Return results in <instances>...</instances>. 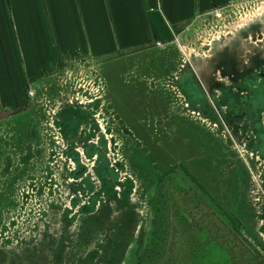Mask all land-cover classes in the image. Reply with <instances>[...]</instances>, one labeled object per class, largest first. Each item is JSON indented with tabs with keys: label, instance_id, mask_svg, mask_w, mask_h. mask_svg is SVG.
<instances>
[{
	"label": "rangeland",
	"instance_id": "rangeland-1",
	"mask_svg": "<svg viewBox=\"0 0 264 264\" xmlns=\"http://www.w3.org/2000/svg\"><path fill=\"white\" fill-rule=\"evenodd\" d=\"M220 9L120 62L66 60L0 113V264H264V79L196 84L213 49L251 54L264 0Z\"/></svg>",
	"mask_w": 264,
	"mask_h": 264
},
{
	"label": "crops",
	"instance_id": "crops-1",
	"mask_svg": "<svg viewBox=\"0 0 264 264\" xmlns=\"http://www.w3.org/2000/svg\"><path fill=\"white\" fill-rule=\"evenodd\" d=\"M238 0H0V113L69 59L120 62L172 44L198 16Z\"/></svg>",
	"mask_w": 264,
	"mask_h": 264
},
{
	"label": "flooded vegetation",
	"instance_id": "flooded-vegetation-1",
	"mask_svg": "<svg viewBox=\"0 0 264 264\" xmlns=\"http://www.w3.org/2000/svg\"><path fill=\"white\" fill-rule=\"evenodd\" d=\"M259 36L261 35H258L255 41H252V52L250 55H248V57L246 56V60L243 59L244 53L242 49H237L235 46H233V44L224 46V48H222V46H219V48H216V50L213 49L214 51L210 52L208 60H204V62H202V68H200L199 70V72H201V75H199V78L197 77L196 79V84L197 86H199V89L202 90L201 92H204V95L207 93L208 88L206 73L208 74V72H212L213 68L216 67H218V70L221 71V74L223 72L228 73V75L225 76L230 83V85L228 86H231V88L236 87V92L240 94L247 93V90L241 91L243 90L241 88L248 89L253 86L252 83H254L255 81H263L264 37L259 38ZM200 77L202 79H200ZM211 86L214 85L211 84ZM212 89L215 95L216 91H214V88ZM201 97L203 98V103L200 108L204 109V96L202 95ZM216 97L218 98V96Z\"/></svg>",
	"mask_w": 264,
	"mask_h": 264
},
{
	"label": "built area",
	"instance_id": "built-area-1",
	"mask_svg": "<svg viewBox=\"0 0 264 264\" xmlns=\"http://www.w3.org/2000/svg\"><path fill=\"white\" fill-rule=\"evenodd\" d=\"M213 14L216 16V17H221L223 14H222V11L221 9H216L213 11ZM33 92L32 91H29V95H32Z\"/></svg>",
	"mask_w": 264,
	"mask_h": 264
}]
</instances>
